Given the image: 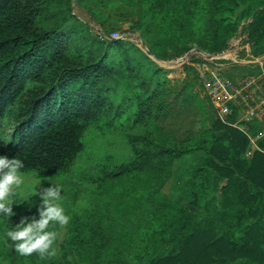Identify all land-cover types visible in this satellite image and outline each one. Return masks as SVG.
<instances>
[{
  "label": "trees",
  "instance_id": "1",
  "mask_svg": "<svg viewBox=\"0 0 264 264\" xmlns=\"http://www.w3.org/2000/svg\"><path fill=\"white\" fill-rule=\"evenodd\" d=\"M51 2L0 0V154L20 159L22 173L55 177L74 165L99 120H130L140 132L127 137L130 161L105 158L98 189L106 206L51 229L55 256H20L2 233L0 264H264V154L247 159V137L219 119L179 134L173 116L211 104L196 91L198 78L173 94L167 71L133 43L90 35L75 17L41 27ZM128 4L131 30L159 61L193 49L219 55L241 26L253 55H264V0ZM6 118L14 121L9 139L1 134ZM198 155L206 161L176 176L179 162ZM171 180L181 186L175 198L163 192ZM21 220L39 221L16 216L9 230Z\"/></svg>",
  "mask_w": 264,
  "mask_h": 264
},
{
  "label": "rangeland",
  "instance_id": "2",
  "mask_svg": "<svg viewBox=\"0 0 264 264\" xmlns=\"http://www.w3.org/2000/svg\"><path fill=\"white\" fill-rule=\"evenodd\" d=\"M130 1L108 0L103 6L96 4V2H91L86 7L79 5L76 0H52L40 19V26L45 29H52L64 22H74L73 19L75 17L88 27L90 35L100 39L109 37L115 40H125L144 50V42L139 33L131 30L132 14L129 11L131 6L128 4ZM89 9H93L95 14L91 13ZM239 32L245 34L243 33V26L239 27ZM194 50L196 49L191 51ZM204 58L206 57L203 54L194 52L183 63H178L181 58L173 61L155 62L159 67L167 71L166 89L169 92L175 94L181 89L183 82L188 78L196 77L199 82L196 91L208 99L204 94L200 74L197 66H195L198 63H203ZM187 66H192L194 71H186ZM194 72H196V75ZM203 112V114L195 116L194 112L191 111L181 112L179 115L173 116L170 123H173L172 126L177 129L179 134H183L192 124L198 130L202 121L209 129H212L218 119L216 109L212 103L209 105L205 101ZM13 125L14 121L12 118L4 120L1 130L4 139H9L12 135ZM136 132H140V130L132 128L131 121L122 118L114 119L111 116L94 123L84 134V151L79 155L68 172L55 177H44L36 173L41 183L35 186L37 194L28 197L27 202H23L26 191L16 189L17 194L12 198L13 203L10 205L14 215L9 216L8 220L16 218V216H22L34 221L39 220L40 212L46 210L42 207L41 197L47 190L55 189L57 182H59L62 189L60 192L62 207L71 219L87 211L105 207L109 196L105 193V188L101 187L98 189V179L104 169L105 158L110 157L109 164H120L130 161L132 152L127 137ZM206 159V155H198L179 162L175 170L176 176L180 173L182 174L184 170H188L192 165L204 163ZM31 173L35 172L23 174L27 177ZM174 180H171L163 190L171 198L177 197L180 193L179 187L181 186H176ZM31 182L30 179L27 180V183ZM101 191H104V194L98 196L97 193ZM3 225L4 222H0V235L3 233Z\"/></svg>",
  "mask_w": 264,
  "mask_h": 264
},
{
  "label": "built area",
  "instance_id": "3",
  "mask_svg": "<svg viewBox=\"0 0 264 264\" xmlns=\"http://www.w3.org/2000/svg\"><path fill=\"white\" fill-rule=\"evenodd\" d=\"M246 39L239 32L228 50L195 66L218 119L247 137L252 159L264 154V55H253Z\"/></svg>",
  "mask_w": 264,
  "mask_h": 264
},
{
  "label": "clouds",
  "instance_id": "4",
  "mask_svg": "<svg viewBox=\"0 0 264 264\" xmlns=\"http://www.w3.org/2000/svg\"><path fill=\"white\" fill-rule=\"evenodd\" d=\"M24 167L23 162L18 158H10L0 154V222L4 223L3 239L14 242V249L20 256H31L34 253L40 258H44L47 252L49 257L55 256L54 241L57 232L51 229L58 224L67 226L71 217L65 213L62 207V197H60L61 185L57 182L55 189H49L41 197L42 207L46 210L40 212L38 222L28 223L21 220L15 230H9L7 221L12 213L10 205L13 197L17 194L16 189L26 191L23 202L28 201V197L36 195L35 186L41 183L36 173L25 174L21 172ZM6 170V171H5ZM30 179L32 182L27 183ZM51 222V224H50Z\"/></svg>",
  "mask_w": 264,
  "mask_h": 264
},
{
  "label": "water",
  "instance_id": "5",
  "mask_svg": "<svg viewBox=\"0 0 264 264\" xmlns=\"http://www.w3.org/2000/svg\"><path fill=\"white\" fill-rule=\"evenodd\" d=\"M144 51H145V53L152 59V60H154V61H157V62H159V60H157L149 51H148V49H147V47L144 45ZM194 52H198V53H201V54H203L205 57H207V58H211V56H213V55H210V54H206V53H202L201 51H199V50H194V51H191L190 53H188V54H186L183 58H181V59H179L178 60V63H183L192 53H194Z\"/></svg>",
  "mask_w": 264,
  "mask_h": 264
}]
</instances>
